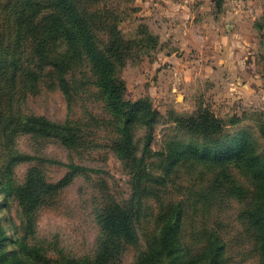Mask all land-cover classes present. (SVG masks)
Listing matches in <instances>:
<instances>
[{"label":"rangeland","instance_id":"rangeland-1","mask_svg":"<svg viewBox=\"0 0 264 264\" xmlns=\"http://www.w3.org/2000/svg\"><path fill=\"white\" fill-rule=\"evenodd\" d=\"M51 1L0 0V264H264V0L88 5L121 33L125 99L162 116L142 169L117 157L90 81L68 109L46 64L50 13L31 5ZM205 112L222 125L207 141L181 125ZM32 115L80 122V145L24 134Z\"/></svg>","mask_w":264,"mask_h":264},{"label":"trees","instance_id":"trees-1","mask_svg":"<svg viewBox=\"0 0 264 264\" xmlns=\"http://www.w3.org/2000/svg\"><path fill=\"white\" fill-rule=\"evenodd\" d=\"M94 1L53 0L47 4L31 3L35 16L41 15V10L47 9L50 13V16H47V30L51 34L52 54L46 58V64L53 68L69 110H72L74 93H78L80 87H88V81L94 85L98 96L112 115L111 124L116 135L113 149L117 157L129 159L134 167L142 169L155 139L156 125L162 116L148 103L136 105L125 99L126 87L116 74L115 67V58L121 53L123 39L116 24L107 27L97 22L95 16L89 12L88 5ZM205 114L199 119L184 118L181 125L193 131V135L207 141L214 134L222 132V125L209 117V112ZM20 125L24 134L53 138L68 148H76L82 140L78 126L80 122L70 118L64 122H54L43 116L32 115L20 122ZM136 128H142L144 132L140 140ZM142 146L141 156L138 157ZM237 149L238 146L229 145L224 156L230 157ZM189 152L203 158L212 156L211 151L205 147L200 151L193 147ZM68 167L75 172L86 170L85 167L75 164ZM140 173L141 170H137L135 175L140 178ZM171 237L165 230L162 239L168 251L171 248ZM24 244L25 252H28L31 248L26 242ZM213 255L216 256V251Z\"/></svg>","mask_w":264,"mask_h":264},{"label":"crops","instance_id":"crops-1","mask_svg":"<svg viewBox=\"0 0 264 264\" xmlns=\"http://www.w3.org/2000/svg\"><path fill=\"white\" fill-rule=\"evenodd\" d=\"M161 61H163V62H165V61H169V63H171V64H169L167 67H171V66H175V67H178V66H181L182 64V62H180V59L176 56V55H172V56H166V55H163L161 58ZM211 67H213V66H211ZM193 70L195 69V67H193L192 68ZM191 72H193L192 70H191Z\"/></svg>","mask_w":264,"mask_h":264}]
</instances>
